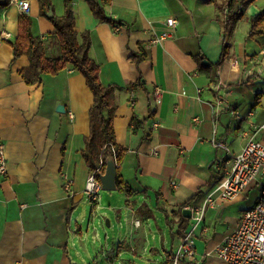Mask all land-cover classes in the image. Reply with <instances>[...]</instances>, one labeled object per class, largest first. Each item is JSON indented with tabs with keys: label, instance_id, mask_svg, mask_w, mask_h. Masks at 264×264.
Instances as JSON below:
<instances>
[{
	"label": "crops",
	"instance_id": "obj_1",
	"mask_svg": "<svg viewBox=\"0 0 264 264\" xmlns=\"http://www.w3.org/2000/svg\"><path fill=\"white\" fill-rule=\"evenodd\" d=\"M28 1L29 11H21L0 0V137L7 160L0 174V264H91L101 237L90 242L85 225L100 212L108 226L113 218L120 223L115 240L105 244L110 249L101 246L94 262L173 264L184 233H175L178 223L172 228L163 208L171 211L195 194L185 208L210 194L215 204L196 227L194 256L179 264H226L218 248L257 203L264 177L224 198L216 190L223 173L214 164L221 154L214 140H226L235 153L249 135L264 141V34L250 36L249 20L264 13V0L248 3L247 17L227 37L211 0H109L105 10L122 22L119 31L94 14L91 0H69L80 39L91 34L101 81L112 86L116 139L128 148L121 174L132 194L102 190L97 202L86 193L91 169L83 156L94 94L70 65L41 81L26 80L30 59L25 52L15 58L12 45L22 14L31 18L43 53L61 56L53 22L39 0ZM67 1L52 0L56 15L65 14ZM168 17L178 19L173 36L154 42L170 29ZM224 47L228 56L221 61ZM141 49L146 58L136 64L132 54ZM136 121L142 125L134 130Z\"/></svg>",
	"mask_w": 264,
	"mask_h": 264
},
{
	"label": "trees",
	"instance_id": "obj_2",
	"mask_svg": "<svg viewBox=\"0 0 264 264\" xmlns=\"http://www.w3.org/2000/svg\"><path fill=\"white\" fill-rule=\"evenodd\" d=\"M215 2L217 13L216 17L222 24V30L227 37L235 27L236 21L242 17H247L243 11L244 7L253 0H211ZM41 13L48 16L54 24L52 35L57 37L61 56L48 57L42 51V40L32 32V20L27 14L20 17V33L12 42L14 47V57H20L24 52L30 59V72L32 77H26L29 83L42 80L45 73L57 74L67 66H72L76 71L82 73L88 86L94 94V104L90 110V134L86 137V147L83 156L90 169L100 167L103 171L106 168L107 158L113 155L118 167L117 189L126 191L131 195L133 190L125 181L121 174V165L125 158L127 147L120 145L116 139L114 128L115 105L110 100L112 86H105L100 78V64L91 56L90 49L92 38L90 32H83L82 38L76 30L74 13L70 7L69 0L66 2L67 9L64 15L55 14L52 0H39ZM94 14L101 21L109 22L114 28L122 25V22L107 15L105 7L109 0L90 1ZM52 13V16H49ZM251 22L250 36L264 34V13L249 17ZM224 47L221 61L228 55ZM146 58L144 50L132 54V59L136 64ZM220 62L216 64L219 65ZM204 67L205 64H201ZM142 125V121H136L134 130ZM147 133L145 137H150ZM197 194L185 201L183 204L171 211L166 210L165 215L168 224L173 228L174 223H178L177 235H182L188 228L191 218L184 215V208L196 200ZM178 217L177 221L175 218Z\"/></svg>",
	"mask_w": 264,
	"mask_h": 264
},
{
	"label": "built area",
	"instance_id": "obj_3",
	"mask_svg": "<svg viewBox=\"0 0 264 264\" xmlns=\"http://www.w3.org/2000/svg\"><path fill=\"white\" fill-rule=\"evenodd\" d=\"M11 2L17 4L21 11H29L28 0H11ZM166 24L170 29L158 34L154 42H163L172 37L178 19L168 17ZM120 29V26L116 27L117 31ZM4 35L9 37L10 33L5 32ZM156 92L159 94L161 90L158 88ZM237 116L243 117L240 113H237ZM214 144L221 153L216 157L214 164L218 174L223 173L216 190L220 191L224 198H234L243 193L253 181L264 177V141L249 135L243 149L238 153L232 151L224 139L217 138ZM6 171V144L0 137V174ZM100 171H102L100 167L91 170L87 178L86 193L92 202L100 199L102 191ZM210 204H215L213 194H210L202 204L189 206L192 209L193 226L181 236V244L174 254L173 264H179L185 256H194L195 230L204 218L206 207ZM218 255L226 264H264V182L257 203L243 212L238 225L218 248Z\"/></svg>",
	"mask_w": 264,
	"mask_h": 264
},
{
	"label": "rangeland",
	"instance_id": "obj_4",
	"mask_svg": "<svg viewBox=\"0 0 264 264\" xmlns=\"http://www.w3.org/2000/svg\"><path fill=\"white\" fill-rule=\"evenodd\" d=\"M102 192H109L106 190H103ZM100 212V214H98L97 216H93V218H89L88 222L91 224L90 228H87V224L85 225V230L87 229V231H89L88 234V238L89 241L92 242L95 239V235H97L100 239L97 240L96 244H97V248L98 251L94 252V256L93 258L89 259V262L91 264H98L96 262H94V259L96 258L95 255L101 254V246H104L103 249H110L109 246L106 247V243H111L115 240V235H116V229L115 227H117V229L119 228L118 224L120 222L117 221V218H113L112 223L113 226H108L107 225V217L104 213ZM159 223V222H157ZM116 225V226H115ZM155 227L158 228L159 226L155 223ZM95 234V235H94ZM107 235H109V238H107ZM102 243V244H101ZM99 264H108L107 259L105 257H103L102 262H100Z\"/></svg>",
	"mask_w": 264,
	"mask_h": 264
},
{
	"label": "water",
	"instance_id": "obj_5",
	"mask_svg": "<svg viewBox=\"0 0 264 264\" xmlns=\"http://www.w3.org/2000/svg\"><path fill=\"white\" fill-rule=\"evenodd\" d=\"M49 16H52V13H49ZM204 62L208 63L207 60H204ZM63 107H64L63 105H59L58 110H62ZM117 175H118L117 164L115 162L113 155H110L107 158V164L105 170L99 172V177L102 183V189L117 190ZM183 212L186 217L189 218L192 217L191 208H184ZM107 224L110 225L108 220H107Z\"/></svg>",
	"mask_w": 264,
	"mask_h": 264
},
{
	"label": "bare ground",
	"instance_id": "obj_6",
	"mask_svg": "<svg viewBox=\"0 0 264 264\" xmlns=\"http://www.w3.org/2000/svg\"><path fill=\"white\" fill-rule=\"evenodd\" d=\"M92 170V169H91ZM103 190V189H102Z\"/></svg>",
	"mask_w": 264,
	"mask_h": 264
}]
</instances>
